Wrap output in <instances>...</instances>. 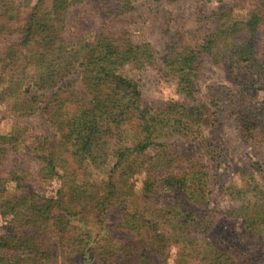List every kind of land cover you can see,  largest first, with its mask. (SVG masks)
Segmentation results:
<instances>
[{
    "label": "rangeland",
    "instance_id": "rangeland-1",
    "mask_svg": "<svg viewBox=\"0 0 264 264\" xmlns=\"http://www.w3.org/2000/svg\"><path fill=\"white\" fill-rule=\"evenodd\" d=\"M5 1L3 7L9 6L8 18L17 28L28 22L36 7L39 16L50 11L57 42L69 50L79 48V42L96 39L103 29V18L110 19L108 24L113 33H127L138 45H149L155 55L153 62L129 64L121 73L139 84L143 106L154 110L165 108L171 101H186L179 91L178 80L166 70L171 37L177 36L188 46H203L217 32L214 14L225 13L236 3L235 0ZM123 4L129 5L130 10L122 14L117 9ZM17 39H21L17 33L0 34V140L16 136L19 143L17 149L6 144L0 164L2 176L11 180L9 191L14 193L18 183L24 193L58 198L63 180L71 183L76 171H79L75 177L77 186L106 183L117 163L114 149L118 136L111 139L109 146L98 150V164L86 163L81 168L73 162L72 149L65 144L68 138L62 127L66 118L62 116L63 108L70 106L76 111L88 96L80 62L70 57L69 67L60 70L57 80H53L40 57L25 48L16 52L15 64L3 70L6 61L10 62L11 43ZM40 48L39 45L33 51ZM202 75L199 97L211 107V124L203 128L200 138L176 134L163 140L168 145L166 157L176 166L204 170V195L200 202L193 200L181 184L168 190L156 186L147 200L144 170L163 151L160 147L152 148L130 160L128 183L133 185L132 193L127 203L113 206L105 225L82 207L77 208L72 221L78 240L83 242L74 248L76 251L61 252L56 245L57 232L47 230L49 226L13 224V217L4 216L0 205V238L19 234L35 242V251H14L17 264H184V258L186 264H264V133L245 141L234 114L236 93L245 86L254 87L250 95L255 103L264 102V72L249 63L232 67L228 60L217 65L207 58ZM17 79L22 80V90L37 95V108L21 110L19 99L6 93ZM38 83L42 86L36 87ZM53 105H57V112L51 116L49 110ZM124 129L123 140L132 144L128 124ZM39 139H47V146L53 149L55 162L50 173L42 168L47 160L41 158L44 153L39 151ZM116 179L121 180L117 174ZM39 250L47 256H39Z\"/></svg>",
    "mask_w": 264,
    "mask_h": 264
},
{
    "label": "trees",
    "instance_id": "trees-1",
    "mask_svg": "<svg viewBox=\"0 0 264 264\" xmlns=\"http://www.w3.org/2000/svg\"><path fill=\"white\" fill-rule=\"evenodd\" d=\"M235 1L236 3L225 13L214 14L213 21L217 24V32L211 34L203 46H188L177 36L171 37L169 55L165 60L166 70L178 80L179 91L185 96L186 101H171L165 108L154 110L143 106L139 84L121 73V69L129 64L143 65L153 62L155 55L149 45H138L127 33H113L108 24L110 19L106 21L103 18V29L96 39L79 42V48L69 50L66 45L63 44L62 47L59 46L60 41L57 42L56 31L50 23V11L39 16L36 7L28 22L17 28L13 25L12 19L8 18L9 6L3 7L6 1L0 0V34L17 33L21 36L20 40L11 43L8 58L10 62L6 61L3 70L12 63L15 64L16 52H21L25 48L40 57L43 67H48V77H53V80H57L60 70L65 71L69 67L70 57L80 62L84 76L83 84L88 96L85 97V101L79 103L76 111L70 106L63 108L62 115L66 117L62 123L68 138V143L65 144L72 149L73 162L79 168L84 167L86 163L96 165L100 161L98 150L109 146L111 139H116L117 136L120 138L114 149L117 163L106 183L77 186L75 177L79 171H76L71 183L63 180L58 198L27 191L24 193L21 184L18 183L17 190L11 193L9 191L11 180L3 177L0 169L2 214L11 215L12 223L15 225L24 226L26 223H32L42 228L43 225L49 226L47 230L55 229L56 245L61 252L76 251L74 248L83 242L78 240L72 221L77 208L82 207L86 213L89 212L105 225L113 206L127 203L132 193L133 185L128 183L130 160L143 156L156 147L162 148L163 151H159L160 154H156L157 158L152 159L144 170L146 172L144 191L147 200L156 186L167 189L181 184L187 188L191 198L199 203L204 195L203 180L206 177L204 170L182 169L176 166L174 161L166 157L169 155L165 149L168 145L163 140L176 134L187 138H200L203 128L211 124V107L199 97L203 78L202 65L205 59L209 58L217 65H223L225 60H228L232 67L249 63L257 71L264 72V0ZM59 10L57 6V12H60ZM117 10L122 14L127 13L130 6L123 4ZM39 45L41 48L33 51ZM70 51H73L71 56L68 55ZM21 81L17 79L16 82H12L13 85L6 93L19 99L17 104L21 105V110H33L37 108L38 97L22 90ZM40 86L42 85L39 83L36 85ZM253 90V86L251 88L245 86L236 93L234 99L237 105L234 114L247 142L264 133V102L253 101L250 95ZM59 103L63 106L62 102ZM57 105H53L49 110L51 116L56 115L54 112H57L55 111ZM126 124L133 134L132 144L123 140ZM38 141L39 151L44 153L40 154L41 158L47 160L45 161L47 165L42 164L43 171L50 173L55 162L52 158L53 149L47 146L49 145L47 139ZM6 144L17 149L18 138L16 136L13 139L1 138L0 164L5 156L3 153ZM116 174L121 180L116 179ZM196 181L199 183L198 186L194 183ZM182 222L186 225L187 221L183 219ZM34 246L35 242L29 237L19 234L17 237L4 235L0 238V264H17L14 251H35ZM37 254L41 257L47 256L40 250ZM183 262L186 264L187 259L184 258Z\"/></svg>",
    "mask_w": 264,
    "mask_h": 264
}]
</instances>
